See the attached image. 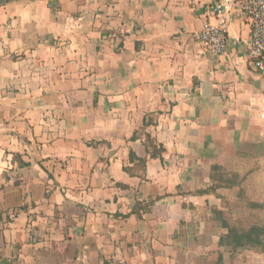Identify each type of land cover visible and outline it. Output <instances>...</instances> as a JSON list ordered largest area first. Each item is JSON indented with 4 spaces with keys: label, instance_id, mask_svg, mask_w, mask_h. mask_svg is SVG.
I'll return each instance as SVG.
<instances>
[{
    "label": "crops",
    "instance_id": "1",
    "mask_svg": "<svg viewBox=\"0 0 264 264\" xmlns=\"http://www.w3.org/2000/svg\"><path fill=\"white\" fill-rule=\"evenodd\" d=\"M228 1L217 56L194 36ZM243 1L0 0V264H264L221 247L211 211L264 222ZM152 117L159 158L133 141ZM215 166L241 186L211 192Z\"/></svg>",
    "mask_w": 264,
    "mask_h": 264
},
{
    "label": "trees",
    "instance_id": "2",
    "mask_svg": "<svg viewBox=\"0 0 264 264\" xmlns=\"http://www.w3.org/2000/svg\"><path fill=\"white\" fill-rule=\"evenodd\" d=\"M156 123L153 117L151 120L145 121L142 132L133 137V141L139 137L144 138L146 149L151 158H159L163 153V149H157L150 136L145 133V129L149 125ZM131 159L139 162L142 167H146L148 162L146 159L140 160L135 156H131ZM20 164L24 165V163ZM211 180L213 182L211 192H216L219 189H233L242 184L238 175L228 172L219 166L212 168ZM252 207L260 208L261 206L252 205ZM211 211L214 221L218 222L222 229L227 231L226 234L220 237L221 247L230 249L233 254L241 251H254L264 255V222H260L252 216L246 219L243 218V220L241 217L235 216L232 210L230 213H225L218 209H212Z\"/></svg>",
    "mask_w": 264,
    "mask_h": 264
},
{
    "label": "built area",
    "instance_id": "3",
    "mask_svg": "<svg viewBox=\"0 0 264 264\" xmlns=\"http://www.w3.org/2000/svg\"><path fill=\"white\" fill-rule=\"evenodd\" d=\"M230 1L215 5L212 13L221 18V23L215 26L208 22L204 29L194 36L208 53L224 56L229 46V20L225 14L229 12ZM241 15L249 20L251 37L248 42L249 56L256 68L264 71V0H244Z\"/></svg>",
    "mask_w": 264,
    "mask_h": 264
},
{
    "label": "rangeland",
    "instance_id": "4",
    "mask_svg": "<svg viewBox=\"0 0 264 264\" xmlns=\"http://www.w3.org/2000/svg\"><path fill=\"white\" fill-rule=\"evenodd\" d=\"M233 213L235 216L241 217L242 219H246L251 217L249 211H245L242 207L237 205H232ZM243 219V220H244Z\"/></svg>",
    "mask_w": 264,
    "mask_h": 264
}]
</instances>
